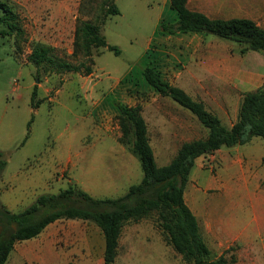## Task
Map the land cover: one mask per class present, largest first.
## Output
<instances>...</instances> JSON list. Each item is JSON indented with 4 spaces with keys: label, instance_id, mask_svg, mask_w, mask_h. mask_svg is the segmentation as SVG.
Masks as SVG:
<instances>
[{
    "label": "rangeland",
    "instance_id": "1",
    "mask_svg": "<svg viewBox=\"0 0 264 264\" xmlns=\"http://www.w3.org/2000/svg\"><path fill=\"white\" fill-rule=\"evenodd\" d=\"M3 1L15 13L17 24L11 34L0 35L3 181L24 172L21 167L29 160L41 167L36 173L38 179L52 177L42 193H56L70 182L95 198L118 197L129 185L138 183L142 178L139 161L128 145L123 144L121 151L112 139L120 136L117 114L111 115L104 103L97 106L98 110L92 109L90 102L103 96L127 105H134L137 100L149 102L141 112L157 165L168 163L183 141L204 137L207 129L188 110L145 83L142 70L148 62L157 67L164 79L185 83L194 99L203 100L209 110L222 117L223 125L233 122L237 102L232 90L228 88L232 97L224 105L216 94L204 93L196 84L224 83L218 73L182 72L176 77L174 72L160 68L157 39L167 34L158 30L152 10L145 8L144 3L153 0ZM113 4L120 13L106 14ZM79 19L97 24L100 34L118 48V53L107 47H91L87 57L74 55V30ZM174 20L175 17H168L161 21ZM0 29L7 26L2 22ZM36 42L54 47L57 56L79 69L53 72L45 66L36 67L29 59ZM168 42L171 46L172 36ZM81 63L88 65L91 72L85 74ZM34 84L35 99L41 100L36 108L30 105ZM156 95L158 99H154ZM103 109L107 116L111 115L110 130H98L96 138L92 125L101 118ZM252 139L201 155L191 168L183 192L211 258L223 256L224 264H264V142L259 137ZM122 155L125 167L119 166ZM120 239L155 240L153 247L148 248L149 254L133 255L126 264H189L165 242L155 214L126 222ZM157 240L164 245V259ZM51 251L57 253L55 249L43 248L37 236L16 242L9 261L42 264L34 260L30 263L31 252L34 256H47L53 254Z\"/></svg>",
    "mask_w": 264,
    "mask_h": 264
},
{
    "label": "trees",
    "instance_id": "2",
    "mask_svg": "<svg viewBox=\"0 0 264 264\" xmlns=\"http://www.w3.org/2000/svg\"><path fill=\"white\" fill-rule=\"evenodd\" d=\"M175 11V22H160L162 33L199 32L212 34L241 45L246 50L264 51V29L245 18L212 19L189 10L186 0H169ZM0 35L11 34L16 29V15L10 6L0 0ZM106 14L117 15L115 4ZM91 47H107L118 53V48L108 44L99 32V26L79 19L74 30L73 54L90 55ZM54 47L36 42L32 45L30 61L36 67L49 68L53 72L78 70L79 67L57 56ZM84 73L91 68L84 63ZM145 83L157 94L168 97L188 110L207 129L204 137L183 141L171 160L157 165L149 143L147 125L139 104L126 105L117 102L119 142L128 145L137 158L142 171L138 183L128 186L118 197L95 198L68 182L66 188L56 193L39 194L23 209L12 212L0 202V264H5L16 242L36 237L50 222L57 219H81L94 223L104 239L103 261L111 264L116 255L117 240L122 226L129 221H139L155 214L164 240L189 264H224L223 256L211 258V251L204 241L197 219L183 198L185 185L197 157L220 149L248 143L253 137L264 142V83L258 88L242 93L236 120L231 126L223 125L219 117L206 108L204 102L194 99L179 86L164 79L155 65L148 62L142 70ZM37 85L30 96L32 108L41 102L35 99ZM28 136L26 133L25 138ZM1 156V152H0ZM5 162L0 158V172ZM81 203L82 205L76 204Z\"/></svg>",
    "mask_w": 264,
    "mask_h": 264
},
{
    "label": "crops",
    "instance_id": "3",
    "mask_svg": "<svg viewBox=\"0 0 264 264\" xmlns=\"http://www.w3.org/2000/svg\"><path fill=\"white\" fill-rule=\"evenodd\" d=\"M144 4L147 10H152L153 24H159L162 22L161 20H167L168 17H175L176 20L177 15L169 7V0H153L147 1ZM154 5L156 6L154 7ZM186 7L189 10L200 12L212 19H249L264 29V0H186ZM147 15L150 14L147 13ZM164 34H167V36L165 35L157 39L159 44L158 49H160L158 50V58L161 59L160 68L162 71L174 72L176 77L182 72L194 73L202 71L206 73H218V78L223 80L224 83L196 84H198V87L204 93L212 91L213 94L218 96L219 102L224 105L230 103V97L232 96L227 91L228 88L231 89L233 98L236 97L237 102L233 116L234 122L237 117L238 103L240 102L242 93L254 90L264 83V51L246 50L241 53V45L238 43L199 32ZM170 36H172L171 46L168 42ZM226 73H232V76L226 75ZM167 81L170 82L169 80ZM170 83L179 86L191 96L188 86L185 83ZM156 98L158 99V95L154 97V99ZM113 99L114 97L111 96H103L90 102V104H92V109L95 111L98 110L97 106L99 104L104 103L108 107V110L112 112L111 115H115L117 114L115 105L117 102L112 101ZM201 101L203 102V100ZM136 104H139L143 110L148 107L149 102L147 100H137ZM224 113H226L225 110ZM215 114L222 123V117L218 113ZM111 115L107 116L105 109H103L100 113L101 118L94 121L92 132L96 138L99 137V131L110 130L109 120ZM233 122L227 125V127L231 126ZM117 138L112 139L120 146V150L123 151L124 146ZM35 163L29 160L24 161V165L21 167L23 170L25 169L24 172H17L14 175L15 178L12 176L7 181H3L0 178V202L8 210L16 212V210L19 211L28 206L39 194H42L41 191L46 189L49 184V180L52 177H42V180L36 177V173H38L41 167ZM125 165L127 163L122 155L119 166L125 167ZM121 232L117 240L115 259L111 264H126L133 255L142 256L149 254L150 251H148V248L153 247V241L155 240L127 239L121 241ZM37 236H40L43 248L48 250L55 249L57 253L51 251L53 254L47 256H34L31 252L29 256L30 263L34 260L42 264H67L69 262L72 264H104V239L102 232L96 225L88 223L85 220L57 219L47 224ZM157 241L162 247L160 255L164 259V245L159 240ZM55 244L56 246H54ZM5 264L21 263L16 262L15 259L9 261L8 256Z\"/></svg>",
    "mask_w": 264,
    "mask_h": 264
}]
</instances>
